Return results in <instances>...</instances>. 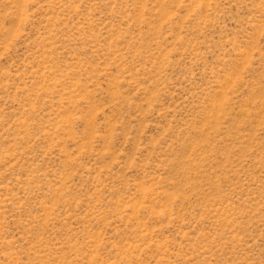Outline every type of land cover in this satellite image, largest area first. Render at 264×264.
<instances>
[{"label":"rangeland","instance_id":"374dc122","mask_svg":"<svg viewBox=\"0 0 264 264\" xmlns=\"http://www.w3.org/2000/svg\"><path fill=\"white\" fill-rule=\"evenodd\" d=\"M0 264H264V0H0Z\"/></svg>","mask_w":264,"mask_h":264}]
</instances>
